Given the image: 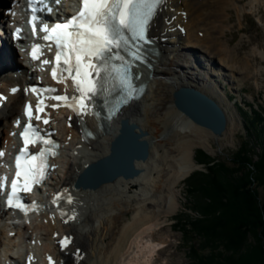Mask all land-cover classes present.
Instances as JSON below:
<instances>
[{"label":"bare ground","instance_id":"1","mask_svg":"<svg viewBox=\"0 0 264 264\" xmlns=\"http://www.w3.org/2000/svg\"><path fill=\"white\" fill-rule=\"evenodd\" d=\"M174 1L175 9L179 8L176 5L179 2L187 12V19L183 24L185 31L183 35L178 30L169 31V27H174L176 22H180V18L176 10L172 11L167 6L162 18L175 19L171 23L173 25L169 26L165 24L167 19L164 21L157 19L153 26V34L158 36L154 52L159 53H149L153 58L149 61L152 65L150 69L146 66L141 68V71H144L141 81H146L148 85L141 100L130 103L111 121L103 120L101 128H98L95 118L86 114L83 108H80L82 112L77 116L72 111L64 114L66 122H70V129L63 128V134L69 133L65 138L69 136V140H72L68 142L70 148H65L64 151L69 152L64 155L70 156V159H67L62 176L51 177L52 187L49 190L60 186L71 187L86 165L95 163L106 155L109 152V142L118 132L122 118H128L135 122L138 128L147 130L142 137L147 141L149 150L146 160H134L135 166L141 169L137 176L131 178L120 176L113 181L102 183L96 189L81 188L70 193L73 197H69L68 200L72 202L74 208L68 216V220H71L68 222L66 219L54 217V224L48 225L47 228L50 229L48 230L50 239L52 236L54 238L72 236L66 248L58 247L54 250L56 257L64 259L67 264H170L169 258L162 253L172 245L171 239L169 240L171 235L165 231L161 217L173 215L180 207L176 187L197 167L193 149L205 145L214 134L193 123L174 105L169 107L166 101L168 93H173L181 86L194 87L205 93L220 106L226 117L225 130L221 135L215 136L222 137L225 133L223 137H226L230 133L234 117L230 114L229 99L226 96L222 97L216 91L217 87L208 82L207 77L195 75L196 72L193 71L192 76L182 73L181 69L185 70V67L180 66L178 58L181 51L192 49L198 51L208 61L213 58L218 60L219 65L225 64L224 66L235 76L242 74L243 70L248 73L250 67L237 65V62L241 61L239 54L230 50L227 42H223L218 36V33L222 32V24L228 10L243 11L244 4L240 0ZM259 1L264 5V0H249V3L254 5ZM4 2L5 0H0V9ZM162 36L165 41H160ZM11 55L8 47L1 49L0 65L10 63ZM197 62L201 64V61ZM151 71L152 76L149 77L148 73ZM68 90V96H73V92ZM20 103L19 92L11 96L4 105L0 111V133L5 132L4 125L8 119L18 113ZM140 114L144 116L143 122L142 119L138 120L137 115ZM69 116L72 117L67 120ZM78 117H82V121L97 134L95 139L84 141L88 148L81 140ZM179 127L183 130L181 131ZM167 128L170 130L169 134L172 132L193 134L196 140H178L173 136H165ZM79 145L84 147L81 148L84 151L76 149ZM131 189H136L137 192L129 195ZM86 227L88 230L83 233ZM5 232L4 227L0 228V237L6 239L7 244L14 243V240L6 237Z\"/></svg>","mask_w":264,"mask_h":264},{"label":"trees","instance_id":"2","mask_svg":"<svg viewBox=\"0 0 264 264\" xmlns=\"http://www.w3.org/2000/svg\"><path fill=\"white\" fill-rule=\"evenodd\" d=\"M240 112L259 151L243 140L228 166L197 150L195 160L205 164L206 171L187 178L199 217L183 229L209 250L202 256L193 245L191 253L197 258L191 264H264V196L258 190H264V110Z\"/></svg>","mask_w":264,"mask_h":264},{"label":"rangeland","instance_id":"3","mask_svg":"<svg viewBox=\"0 0 264 264\" xmlns=\"http://www.w3.org/2000/svg\"><path fill=\"white\" fill-rule=\"evenodd\" d=\"M210 1L213 2V0ZM240 2L244 4V7H246L247 9L245 10L244 8L243 11L239 10L240 12L239 11L237 12L234 9L228 10V12L226 13L225 21L222 24L223 25L222 32L218 33V36L220 40H222L223 42H227L230 50H233L239 54V58L241 61L237 62V65L249 66L250 67L249 72L247 73V71L244 72L243 70L244 75L243 73L242 74L240 73L234 76L231 75L232 72L228 68H226L224 64L222 68L230 76L228 84L225 83L226 81L224 82L226 77L214 78L212 80L213 82L208 81L209 83L217 87L216 91L220 93L222 97L226 96V98H228L226 94L229 95L228 99L231 103L229 107L230 114L232 115V117H234V121L233 124L231 125L232 128L230 130V133L226 137H223L225 133L222 137H217L214 134L213 138L209 142H206L205 145L194 147L193 158L197 167L193 169L176 187L177 189L176 196L179 199L178 202L180 201L179 202L180 207L173 214L174 216L173 215L168 216L166 217L167 219L165 217H161L162 222H164L165 231L167 232V234L171 235V238H169V240L171 239L170 241L172 245L169 247L167 251H164V253H162L164 256L169 258V260L171 261L170 264H191V261L197 258V255L193 256V254L191 253V250H194L193 245L195 246L196 253H200L202 254V256H206L209 251L207 246L205 245L201 246L198 244V242L202 241L199 237L191 238V236L189 234L187 235V233H185V230L183 229V228H190V222H192L193 220L199 217L197 211L194 210V209H199L198 202H196L193 194H191L187 190V178L197 170L206 171L205 164L198 163V161L195 160V154L197 150L204 151L216 161L223 162L228 166L233 165V161H232L233 154L241 145L243 140L248 141L250 146H252V148H254L255 151H259V147L256 144L257 139L254 136H250L249 135L250 132L249 133L246 132V124L244 122L243 115L240 112L241 110L239 109L238 103L234 101L243 99V101H247L248 103H251L253 106H255V104L264 106V5L260 1L257 3V7L256 5L255 7H253V5L249 3V0H240ZM246 14L250 16H247ZM204 60L206 59L204 58ZM213 61L216 62V64H219L218 60L213 59ZM183 65L184 64L182 63L180 64V66ZM184 67L185 70L180 68L182 70V73L188 74L190 76H192V74L194 75V73L191 70H188L189 68L188 65H184ZM222 68L220 65L219 69ZM224 70H222V72ZM220 73L221 71H217V74ZM195 75H200V74L195 73ZM194 83H196V79H194ZM223 88L225 89L226 94H224ZM173 99H174L173 93H168L166 95V101L168 102L169 107L174 105ZM137 117L138 120L141 121L142 117L144 116L140 114L137 115ZM143 119L141 122L144 121ZM59 125H60L59 130H61L62 133H64V129L62 130L64 125L63 122L60 120L57 124V127ZM179 129L181 131L183 130L182 127H179ZM167 130H165L164 132L165 136L167 135L173 136L175 139L178 140H188V141L196 140L193 134L184 135L180 132L179 133L172 132V134L171 133L169 134L170 131L169 128H167ZM68 134L65 133L63 134V136L65 137ZM262 137H264V135H262ZM71 141L72 140L70 139L68 142ZM174 142L176 143L177 141ZM79 151L82 152L84 150L79 149ZM68 152L69 151H66L64 154H67ZM60 157L61 158L58 160L57 165L59 164L60 167L63 168V172H64L67 164V159L69 160L70 156L67 157L66 155L65 157V155H62ZM58 172L61 171L59 170ZM258 190L260 192L261 197H263L264 190L262 189V187H258ZM135 192H137L136 189H131L129 195H133L131 193H135ZM50 224H54L53 218H51L47 226ZM183 224H185V226L182 227ZM43 230H45L44 227ZM87 230H88L87 227L84 228L83 233L84 232L86 233Z\"/></svg>","mask_w":264,"mask_h":264},{"label":"water","instance_id":"4","mask_svg":"<svg viewBox=\"0 0 264 264\" xmlns=\"http://www.w3.org/2000/svg\"><path fill=\"white\" fill-rule=\"evenodd\" d=\"M175 107L193 123L221 135L226 128V117L220 106L205 93L188 86L174 90ZM138 129V131H137ZM145 132L127 118L121 120L119 132L112 138L109 153L88 166L80 175L78 186L98 188L117 177L131 178L139 174L134 160H145L148 156Z\"/></svg>","mask_w":264,"mask_h":264}]
</instances>
